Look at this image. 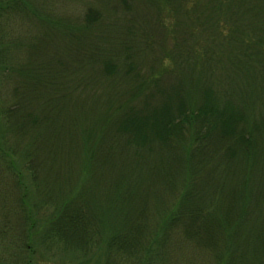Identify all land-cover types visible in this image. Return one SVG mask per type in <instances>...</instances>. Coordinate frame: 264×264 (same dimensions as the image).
Returning a JSON list of instances; mask_svg holds the SVG:
<instances>
[{
	"label": "trees",
	"instance_id": "16d2710c",
	"mask_svg": "<svg viewBox=\"0 0 264 264\" xmlns=\"http://www.w3.org/2000/svg\"><path fill=\"white\" fill-rule=\"evenodd\" d=\"M0 160L86 263L264 264V0H0Z\"/></svg>",
	"mask_w": 264,
	"mask_h": 264
},
{
	"label": "rangeland",
	"instance_id": "374dc122",
	"mask_svg": "<svg viewBox=\"0 0 264 264\" xmlns=\"http://www.w3.org/2000/svg\"><path fill=\"white\" fill-rule=\"evenodd\" d=\"M12 143L13 141L10 140L9 145ZM11 156L10 163L15 166L18 165L19 167V164L22 163V158L18 153V148H16L15 154ZM0 166L3 168V172L0 168V175L2 174L0 176V178L2 177V185L0 186V264H85L86 260L84 261V258L86 256L87 259L93 258L94 263L95 251L88 253L83 258L80 251L65 250V247L52 242L51 244L48 243L50 247L45 244L46 242L43 243V240L40 238H44V235L42 234L39 237L37 236V232L43 229L39 221L44 213L48 214L51 212L50 209L43 207L49 206L50 203L39 201L38 204L35 202V189L29 185V176L26 172L23 173L25 183L21 188L16 183L17 171L13 169L9 170L8 165L4 164L1 160ZM67 188V186L58 187L61 192H64ZM27 198L31 205H33L32 212L34 217L36 214V220H27L29 217V209H25L24 207V203L26 202L27 204L28 202ZM35 211H38V213ZM33 215L31 219L34 218ZM149 223L153 224L154 222L149 221ZM104 233L105 237H108L110 231L104 230ZM140 238L141 236H137L135 240ZM163 240L165 242L172 241L177 248L176 252H173L172 255L173 264H214L209 258V255H206L208 249H202L204 247L203 244L199 249L197 245L190 244L191 242L187 245H183L182 243V247L179 244L177 245V235L171 232L165 233ZM100 247H103V244H100ZM97 254L100 257V252ZM248 258L249 262H252V258ZM117 264L120 263L118 262Z\"/></svg>",
	"mask_w": 264,
	"mask_h": 264
}]
</instances>
